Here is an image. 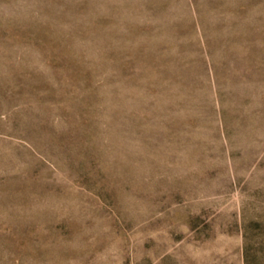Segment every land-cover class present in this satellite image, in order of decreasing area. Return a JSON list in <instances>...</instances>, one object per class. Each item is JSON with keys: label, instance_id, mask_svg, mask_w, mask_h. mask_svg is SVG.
<instances>
[{"label": "rangeland", "instance_id": "obj_1", "mask_svg": "<svg viewBox=\"0 0 264 264\" xmlns=\"http://www.w3.org/2000/svg\"><path fill=\"white\" fill-rule=\"evenodd\" d=\"M0 264H264V0H0Z\"/></svg>", "mask_w": 264, "mask_h": 264}]
</instances>
